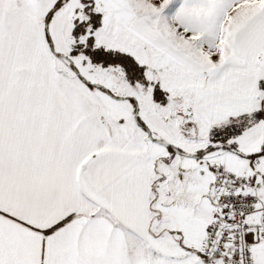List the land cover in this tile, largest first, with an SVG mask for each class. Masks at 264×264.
<instances>
[{"label":"snow or ice","instance_id":"6c2138e0","mask_svg":"<svg viewBox=\"0 0 264 264\" xmlns=\"http://www.w3.org/2000/svg\"><path fill=\"white\" fill-rule=\"evenodd\" d=\"M0 264H264V0H0Z\"/></svg>","mask_w":264,"mask_h":264}]
</instances>
